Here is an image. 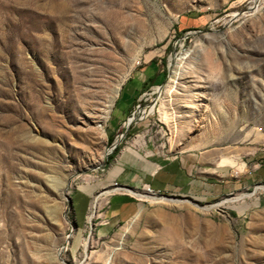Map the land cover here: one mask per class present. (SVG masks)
I'll return each instance as SVG.
<instances>
[{
	"label": "rangeland",
	"instance_id": "1",
	"mask_svg": "<svg viewBox=\"0 0 264 264\" xmlns=\"http://www.w3.org/2000/svg\"><path fill=\"white\" fill-rule=\"evenodd\" d=\"M190 153L233 186L141 168ZM262 159L264 0H0V264H264Z\"/></svg>",
	"mask_w": 264,
	"mask_h": 264
},
{
	"label": "crops",
	"instance_id": "2",
	"mask_svg": "<svg viewBox=\"0 0 264 264\" xmlns=\"http://www.w3.org/2000/svg\"><path fill=\"white\" fill-rule=\"evenodd\" d=\"M149 78V77H147ZM146 79L142 77H132L129 82H133V86L130 88L129 93V108L126 110V116L124 119H115V125L111 128L110 134L116 135L115 131L119 124L125 123L127 118L130 116V110L133 105V98L138 93L140 84L144 83ZM128 82V83H129ZM126 83V84H128ZM117 105V104H116ZM142 163V161H141ZM142 165H144L142 163ZM202 157L196 153H190L188 155L178 156L171 159L167 164L161 166L157 170L153 165L146 164V166L141 167L146 170L151 176L153 186L158 190H170L181 195H190L193 197L201 196L204 193H210L212 186L214 191L223 193L230 189L229 186H233V175L224 169L217 168V172H221L222 176L225 178L221 179V183L208 180L203 181L201 173L198 170L201 169ZM230 177L226 178V175ZM254 176V177H253ZM251 177L247 176L250 181L264 182V159L259 163V167L255 170L254 175ZM232 179V180H231ZM214 184V185H213ZM116 202L124 204L125 200L123 198H117Z\"/></svg>",
	"mask_w": 264,
	"mask_h": 264
},
{
	"label": "bare ground",
	"instance_id": "3",
	"mask_svg": "<svg viewBox=\"0 0 264 264\" xmlns=\"http://www.w3.org/2000/svg\"><path fill=\"white\" fill-rule=\"evenodd\" d=\"M173 70V77H175L176 75H177V72H176V70H174V69H172ZM119 89H120V87L118 86L117 87V89L115 90V92H114V94L113 95H111L110 97H109V99L108 100H106V101H108L106 104H103L104 106H103V108H102V115L104 116V117H108L109 116V114H110V112H111V109H112V107H113V105H114V101L116 100V98L118 97V94H119ZM156 90V89H155ZM92 104H94V103H92ZM91 104V105H92ZM98 105V104H97ZM144 117V116H143ZM132 120V119H131ZM130 122V121H129ZM63 179L61 178V181H62ZM52 181L53 182H55V180L54 179H52ZM59 179H56V182L54 183V184H62V185H64V183H66V178L64 179V181H62L61 182ZM56 184V185H57ZM263 188H264V186H263ZM127 190H129V191H131V192H133L134 193V190L133 189H131V188H129V187H127L126 188ZM151 191V190H150ZM62 193H65V190L63 189V191H62ZM137 195H139V196H144V194H139V193H136ZM135 194V195H136ZM151 198L153 199V200H155L156 202H178V201H180V200H178V199H176V198H171V197H157V196H152L151 195ZM101 199V196H98V198H97V203L99 202V200ZM80 202H82V197H80ZM85 248L87 249V248H89L90 247V241L88 242V240H86V242H85Z\"/></svg>",
	"mask_w": 264,
	"mask_h": 264
},
{
	"label": "trees",
	"instance_id": "4",
	"mask_svg": "<svg viewBox=\"0 0 264 264\" xmlns=\"http://www.w3.org/2000/svg\"><path fill=\"white\" fill-rule=\"evenodd\" d=\"M129 81H130V80H129ZM129 81H128V82H129ZM145 83H146V81L143 83V85H144ZM125 86H126V84L124 85L122 91L124 90ZM121 96H122V92H121V94H120V97H121ZM120 97H119V99H120ZM137 98H138V93H136V95L134 96L133 101H135ZM115 106H116V105H115ZM108 138H109V142H110V143H112V142L114 141V135H112V134H110V133H109V135H108Z\"/></svg>",
	"mask_w": 264,
	"mask_h": 264
},
{
	"label": "built area",
	"instance_id": "5",
	"mask_svg": "<svg viewBox=\"0 0 264 264\" xmlns=\"http://www.w3.org/2000/svg\"><path fill=\"white\" fill-rule=\"evenodd\" d=\"M149 190H151L152 192H154L150 187H149Z\"/></svg>",
	"mask_w": 264,
	"mask_h": 264
},
{
	"label": "water",
	"instance_id": "6",
	"mask_svg": "<svg viewBox=\"0 0 264 264\" xmlns=\"http://www.w3.org/2000/svg\"><path fill=\"white\" fill-rule=\"evenodd\" d=\"M129 121L131 122V118L129 119Z\"/></svg>",
	"mask_w": 264,
	"mask_h": 264
}]
</instances>
